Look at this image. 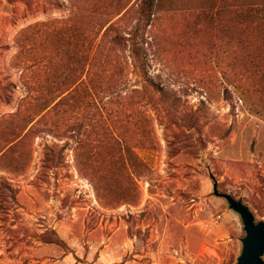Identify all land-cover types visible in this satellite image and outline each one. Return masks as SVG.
Instances as JSON below:
<instances>
[{
  "label": "rangeland",
  "instance_id": "1",
  "mask_svg": "<svg viewBox=\"0 0 264 264\" xmlns=\"http://www.w3.org/2000/svg\"><path fill=\"white\" fill-rule=\"evenodd\" d=\"M135 1L0 0V264H234L210 173L264 220V0H172L144 72Z\"/></svg>",
  "mask_w": 264,
  "mask_h": 264
},
{
  "label": "trees",
  "instance_id": "2",
  "mask_svg": "<svg viewBox=\"0 0 264 264\" xmlns=\"http://www.w3.org/2000/svg\"><path fill=\"white\" fill-rule=\"evenodd\" d=\"M134 4V8H132L138 14L136 25L131 30L125 31L120 24L122 19H124L122 17L109 26L105 36L109 43L117 45L123 42L126 44L130 42L134 65L144 72L147 70V64L150 59L144 47L145 41L143 38L148 27L150 26V30H152L156 24L164 25L168 21L176 19L179 15L175 14L174 16L175 5L172 0H136Z\"/></svg>",
  "mask_w": 264,
  "mask_h": 264
},
{
  "label": "water",
  "instance_id": "3",
  "mask_svg": "<svg viewBox=\"0 0 264 264\" xmlns=\"http://www.w3.org/2000/svg\"><path fill=\"white\" fill-rule=\"evenodd\" d=\"M210 176L214 180V195L224 198L243 222L245 235L241 238V251L234 264H264V220L257 221L250 207L242 200L221 192L214 174L210 173Z\"/></svg>",
  "mask_w": 264,
  "mask_h": 264
}]
</instances>
